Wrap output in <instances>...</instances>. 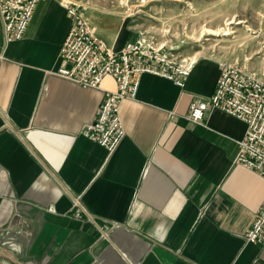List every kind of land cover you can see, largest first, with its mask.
<instances>
[{"label":"crops","instance_id":"obj_1","mask_svg":"<svg viewBox=\"0 0 264 264\" xmlns=\"http://www.w3.org/2000/svg\"><path fill=\"white\" fill-rule=\"evenodd\" d=\"M69 26L61 0H39L6 42L0 16L1 249L26 264H264V242L244 239L264 204V178L234 162L244 122L219 108L187 119L221 62L185 60L182 85L143 73L108 153L82 129L113 78L83 88L54 74Z\"/></svg>","mask_w":264,"mask_h":264},{"label":"built area","instance_id":"obj_2","mask_svg":"<svg viewBox=\"0 0 264 264\" xmlns=\"http://www.w3.org/2000/svg\"><path fill=\"white\" fill-rule=\"evenodd\" d=\"M39 0H0V16L5 41L24 35ZM70 26L59 49V65L54 74L72 80L79 86L99 88L105 76L115 82L114 90L104 89L94 119L82 133L106 148L116 149L125 132L119 114L120 103L136 95L143 73L160 75L182 85L189 73V64L169 60L160 49L141 39L128 40L119 49L111 48L93 32L83 11L72 0H61ZM215 88L207 99L189 104L187 119L202 124L204 113L220 109L245 124V133L237 141L234 162L252 169L264 178V83L234 66L221 64ZM170 117L171 114L169 115ZM78 206L77 199L73 202ZM79 209L75 215L79 216ZM246 242H264V204L246 229Z\"/></svg>","mask_w":264,"mask_h":264},{"label":"rangeland","instance_id":"obj_3","mask_svg":"<svg viewBox=\"0 0 264 264\" xmlns=\"http://www.w3.org/2000/svg\"><path fill=\"white\" fill-rule=\"evenodd\" d=\"M72 1L83 11L90 29L104 40L122 39L123 44L141 39L176 62L213 56L264 83V0ZM229 20L230 24L224 23ZM95 21L104 28H97ZM115 26L122 31L112 38ZM205 27L230 31L214 35Z\"/></svg>","mask_w":264,"mask_h":264},{"label":"bare ground","instance_id":"obj_4","mask_svg":"<svg viewBox=\"0 0 264 264\" xmlns=\"http://www.w3.org/2000/svg\"><path fill=\"white\" fill-rule=\"evenodd\" d=\"M224 22V21H223ZM232 22V20H229V22H224L226 24H230ZM236 22V21H235ZM95 25L96 27L98 28H104V25L101 23V22H96L95 21ZM224 25V24H223ZM229 27V26H228ZM224 28V29H219L216 27V29H213V28H209V27H205L206 31L210 34H222V35H226V34H229V31H230V28ZM202 30V29H200ZM122 31V28L121 26H115L114 29L111 31V35H112V38L118 33V32H121ZM189 59V58H188Z\"/></svg>","mask_w":264,"mask_h":264},{"label":"water","instance_id":"obj_5","mask_svg":"<svg viewBox=\"0 0 264 264\" xmlns=\"http://www.w3.org/2000/svg\"><path fill=\"white\" fill-rule=\"evenodd\" d=\"M0 254L3 255L9 261H11L13 264H26L22 260H20L19 258H17L16 256L14 257L10 253H7L3 249H1V247H0Z\"/></svg>","mask_w":264,"mask_h":264}]
</instances>
